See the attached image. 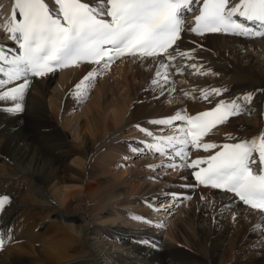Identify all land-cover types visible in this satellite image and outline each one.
Masks as SVG:
<instances>
[{"label":"bare ground","instance_id":"6f19581e","mask_svg":"<svg viewBox=\"0 0 264 264\" xmlns=\"http://www.w3.org/2000/svg\"><path fill=\"white\" fill-rule=\"evenodd\" d=\"M13 3L0 0L6 26ZM200 4L195 0L184 16L194 19ZM10 37L0 32L9 59L19 55V41ZM178 44L198 59L177 57L164 68L160 57L125 56L90 81L83 78L98 66L77 65L27 77L23 111L10 112L16 102L0 100V195L11 197L1 216L0 264H264V212L197 185L175 156L183 145L160 144L169 159L148 148L163 139L159 133L179 136L176 127L184 126L150 121L194 114L217 101L235 99L242 111L203 142L264 134V38L186 31ZM213 88L221 94L203 99ZM248 94L251 100L241 99ZM191 149L186 157L205 159L218 150Z\"/></svg>","mask_w":264,"mask_h":264},{"label":"snow or ice","instance_id":"6c2138e0","mask_svg":"<svg viewBox=\"0 0 264 264\" xmlns=\"http://www.w3.org/2000/svg\"><path fill=\"white\" fill-rule=\"evenodd\" d=\"M100 2L105 7L95 8L81 0H54L59 8L54 14L45 0H15L12 20L5 31L11 34L14 41H19L22 54L9 59L4 50L0 49V73L7 77L0 79V88L22 77L24 82L0 94V100L16 102L15 107L8 111H23L19 100L29 86V73L43 77L55 68L88 63L98 66L83 78L84 81H90L101 71H107L113 60L124 56L141 60L160 57V67L167 68V62L175 61L177 57L198 59L193 50L185 52L179 47L178 41L186 31L200 36L227 33L264 38V0H202L200 13L194 19L185 17L184 12L192 11L195 0ZM17 11L22 17L19 21L16 20ZM235 15L259 23L261 30L251 29L233 20ZM4 64L9 67L5 68ZM189 67L200 70L196 63ZM156 76L160 77L161 73L157 72ZM167 81L168 76L165 75L163 83ZM152 83L155 85L160 81L154 79ZM80 87L81 84L76 85V89ZM220 94L221 89L213 88L204 94L203 99L208 100ZM241 99L249 101L252 97L248 94ZM241 111V104L234 99L231 102L217 101L213 110L200 112L193 117L177 113L171 119L152 120L150 123L155 125H171L173 120L184 121L188 127L179 129V136H167L155 145L149 144L148 148L159 153L162 151L160 144L165 141L171 147L176 144L191 145L204 151L219 148V151L206 159L196 158L187 165L194 170L195 181L202 186L231 193L244 205L264 211V134L237 143L218 145L203 142V137L217 124H223ZM147 135L152 136L153 133L149 131ZM131 151L137 152L138 149L133 147ZM254 153L258 154V164ZM175 156L185 159L186 153L182 148L175 152ZM167 166L175 167L171 163ZM254 168H257L256 174ZM172 195L176 194H169ZM187 198L190 200L192 197ZM8 203L9 196L0 198V212ZM2 244L0 240V246Z\"/></svg>","mask_w":264,"mask_h":264},{"label":"rangeland","instance_id":"374dc122","mask_svg":"<svg viewBox=\"0 0 264 264\" xmlns=\"http://www.w3.org/2000/svg\"><path fill=\"white\" fill-rule=\"evenodd\" d=\"M176 122V121H175ZM175 122H174V124H175ZM173 125V122H172V124L171 125H169V126H172ZM161 131H163V129H161ZM171 171V170H170Z\"/></svg>","mask_w":264,"mask_h":264}]
</instances>
